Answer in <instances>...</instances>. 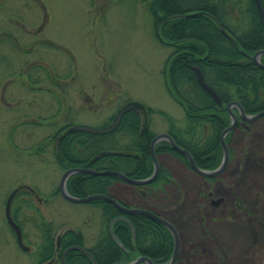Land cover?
Returning <instances> with one entry per match:
<instances>
[{
	"label": "rangeland",
	"instance_id": "1",
	"mask_svg": "<svg viewBox=\"0 0 264 264\" xmlns=\"http://www.w3.org/2000/svg\"><path fill=\"white\" fill-rule=\"evenodd\" d=\"M172 51L155 36L148 0H0V264H32L4 221L5 201L18 188L25 189L13 204L21 207L20 220L39 204L28 195L39 194L61 230L80 229L94 244L101 208L58 192L64 170L49 138L67 122L102 127L129 101L164 110L184 126L185 111L163 73ZM142 114L152 130H169L161 113ZM247 126L230 143L233 161L223 178L232 188L210 185L182 158L161 156L182 185L172 196L178 207L167 215L178 225L188 264H264V116ZM250 130L259 160L248 153ZM208 191L222 201L205 202ZM25 195L34 207L22 208ZM25 223L29 243H37L38 230Z\"/></svg>",
	"mask_w": 264,
	"mask_h": 264
},
{
	"label": "trees",
	"instance_id": "2",
	"mask_svg": "<svg viewBox=\"0 0 264 264\" xmlns=\"http://www.w3.org/2000/svg\"><path fill=\"white\" fill-rule=\"evenodd\" d=\"M262 1L264 4V0ZM148 10L161 38L173 48L163 73L169 93L185 111V125H178L164 110L147 106L144 108L149 114L161 113L169 121V132L179 145L191 152L201 168L216 169L224 156L220 136L231 122L226 105L231 101H238L249 114L264 110V68L253 59L255 52L264 48V24L256 1L148 0ZM213 16L220 21L228 35L221 30ZM262 59L264 61V56ZM194 66L203 70L206 80L222 97V105L201 86ZM53 80L56 82L55 77ZM137 105L144 109L141 104ZM115 117L116 114L112 115L103 126H108ZM72 126L71 122H67L49 138V141L56 142L57 162L64 171L82 166L119 170L136 179L152 175L154 163L151 142L156 133L150 128L142 127L139 110L127 112L118 128L108 134L70 132ZM238 128L245 127L238 125ZM233 133L234 131L227 136L229 144L232 142ZM246 134L247 139L249 138L248 153L251 152V157L259 160L260 154L256 155L259 148L253 142V132ZM43 146H39V152ZM106 151L117 154L96 158L98 153ZM156 152L176 155L188 163L187 158L167 141L159 142ZM246 160L243 159L245 162H242L246 163ZM226 171L217 177H207V182L212 181L211 185L219 181L232 188L234 184L228 185L229 180L223 178ZM171 177L170 171L163 166L155 182L148 185L132 184L114 175L77 173L69 178L67 186L74 196L107 194L128 206L148 208L144 206L148 204L162 211L166 207L161 208V205L151 202V199L162 202L171 198L172 191L161 185ZM121 184L125 187H121ZM155 186L156 191L161 187L163 192L152 195L150 187ZM233 193L235 195L236 191L233 190ZM121 195L131 198L132 202H127ZM91 203L101 208L102 221L106 226L115 217L123 214L108 201L94 200ZM128 217L136 228V239L129 224L122 220L117 221L114 224L116 238L111 236L107 228L100 234L98 243L93 248L99 264L131 260L140 253L158 261L171 258L174 239L166 227L147 216L131 214ZM82 240V233L78 232L70 244L78 243L77 241L83 244ZM213 241H216L215 238ZM119 243L133 252L130 254ZM67 259L69 264H94L89 256L79 250L70 252Z\"/></svg>",
	"mask_w": 264,
	"mask_h": 264
},
{
	"label": "water",
	"instance_id": "3",
	"mask_svg": "<svg viewBox=\"0 0 264 264\" xmlns=\"http://www.w3.org/2000/svg\"><path fill=\"white\" fill-rule=\"evenodd\" d=\"M256 3H257V6L259 8V11H260L263 23H264V7L262 4V1L256 0ZM219 25L221 26L220 23H219ZM221 28L225 34H228L227 31L225 30V28H223L222 26H221ZM262 55H264V49L258 50L254 54L253 58H254V61L259 66L264 68V63L261 61ZM194 70L196 71L198 80H199L201 86L204 88V90L207 91L214 98V100L217 103L223 104V99L220 96V94L205 79V75H204L203 70L199 66H195ZM134 107H135V105H133V104L124 106L120 110V112L117 114L115 121L107 127L96 128V127H92V126H88V125H75L72 128H70L69 131L70 132H86V133L96 134V135L110 133V132L114 131L119 126L124 114L127 111L133 109ZM234 107L239 108L240 116L244 122H252V121H255V120L259 119L260 117L264 116V110L260 111L256 114H248L246 112L245 108L238 101H232V102L227 104L226 108H227V111L232 116V122H231V125L229 127H227L221 134V142H222V146L224 148V159H223L221 165L215 170H205V169L199 167L197 162L195 161L193 155L186 148L177 144V142L174 140V138L169 133H161L154 138L152 145H151L152 157H153V160L155 163V170H154V173L150 177L145 178V179H135V178H132L129 175H127L121 171H118V170H112V169L97 170V169H93L90 167H73V168L67 169L64 172V174L61 178V182H60V191L65 198H67L68 200H70L72 202L85 203V202H90V201L97 200V199L106 200V201H109L110 203H112L114 206H116L121 212H124L127 214L146 215V216H149L150 218L160 222L161 224L165 225L172 232V234L175 238V249H174L172 259L169 262V264H175V261L178 257L179 250H180V236H179V233H178L176 227L170 221L166 220L165 218L159 216L158 214H156L150 210L135 208V207L134 208L128 207V206L124 205L123 203L119 202L117 199H115L109 195L92 194V195L85 196V197L74 196L68 190V187H67L68 179L76 173H88V174H92V175H115V176H118V177L124 179L127 182H130L133 184H139V185L152 183L158 177L160 170H161V165L159 163L158 157H157L156 152H155V145L157 144V142L159 140H168L177 151H179L180 153L187 156L191 166L201 175H203V176H216V175L220 174L227 167V165L230 161V150H229L228 143L226 141V137L232 130H234L236 128L237 123L239 121V116L234 111ZM105 154H113V152L108 151L106 153H98L97 157H101ZM14 194L15 193H13L10 196L8 204H7V216H8V220H9L10 224L13 226V228L17 232L19 243L21 245H23L21 228L13 220V218L11 216V203H12V199H13ZM117 220L128 221L130 223V225L132 226V228L134 230V235H135V228H134L133 224L131 223V221H129L124 216H120V217L114 218L110 223L109 229H110L111 235L113 237L116 236L114 231H113V225ZM69 249H79L86 254H90L89 251L83 249L81 246H78V245H73ZM141 261H148L149 264H155L153 262V260L147 256L140 257L138 260L133 261V262H128V263L127 262H117L115 264H139Z\"/></svg>",
	"mask_w": 264,
	"mask_h": 264
},
{
	"label": "flooded vegetation",
	"instance_id": "4",
	"mask_svg": "<svg viewBox=\"0 0 264 264\" xmlns=\"http://www.w3.org/2000/svg\"><path fill=\"white\" fill-rule=\"evenodd\" d=\"M262 3H263V1H262ZM263 6H264V4H263ZM257 8H258V6H257ZM9 33L11 35L10 31H9ZM9 33H7V34H9ZM157 37H158V39L160 41L163 40L160 37L159 33L157 34ZM7 38H8V36H7ZM145 113H146V111H145ZM141 118H142V127L143 128L144 127L145 128H149V121L147 120V115L141 114ZM239 124L242 125V126H245L242 121H240ZM166 132H168V131H166ZM157 134L158 133H156V135ZM161 141H166V140H159V142H161ZM159 155L160 156L167 155L169 157H172V155L167 153V152L159 153ZM159 159H160L161 165L163 167L167 168L171 172V175H172V177L170 178V180L168 182L163 183L161 185L163 187H165V188H170V187H174V186H181L180 181H178V179L175 178V176L172 173V171L170 170V168H168L167 164L162 160V157H160ZM15 191H16V193H15L13 199H12V205H11L12 206V217H13V220L21 227V229H22V239H23V245H20L19 243H18V245H19L20 249L23 252H25L27 254H31V260H32L31 263L32 264H69L67 258L69 256L70 252H72L74 250V249H69V248L71 246H73V245H79L83 249L89 251L90 254H86V253L82 252L81 250H79L83 254L89 256L92 259L94 264H99L97 262V260H96L95 255H94L95 250H93V248L97 245L100 234L104 233V231H106L107 228L109 229V224H108V226H106V224H104V222L101 221L102 222V228H101V231L99 232V234L97 236V240L94 242V244L92 246H88L87 243H86L85 234H84V232L82 230L74 228V227H70V228L61 230L62 228L60 226L58 227L57 224L54 222V220H52V219L47 217L45 208H46L47 204L49 203V201H48V199L45 196H40L39 194H35V193H34V195L33 194L32 195H28L29 197L30 196L36 197L38 199L39 204L35 208L34 213L26 215L25 220H20L17 212L20 211L21 207H19L16 210H14L13 204H14V202H15L17 197H19V196L22 197V194L25 192V189L18 188ZM152 191H153L152 195L153 194L154 195H158V194H161L163 192V188L161 189V187H160V189H158L156 191V189H154L152 187ZM29 192L32 193L33 190L29 189ZM145 193H147V191ZM212 193H213L212 191H210V192L208 191L207 198H206L207 201H205V202H209L211 204H218L219 202L222 201V200H219V201L211 200L210 197H211ZM10 196H11V194L9 195L7 200L5 201V217H4L5 220L4 221H5L6 225L8 226L9 230L11 231V233L16 236V239H17V242H18V236H17L14 228L11 226V224H10V222L8 220V216H7V204H8ZM28 196L25 195L23 200L21 201L22 202V208L24 206L29 207L30 205H32V202L30 201L31 202L30 203L29 200H27V199H29ZM151 200H152L151 202H154V203H157V204L161 205V208L166 207V209H162V211H160V210L158 211L153 206L145 204L144 206L148 207L146 209H149L152 212L158 214L159 216L169 220L170 222L175 224L177 226V228H178L177 223L170 216L167 215V213L169 211H172L173 209L178 207L177 206V202H173L171 198H169L168 201L164 200L162 202H158V201H155L153 199H151ZM32 207H34V205H32ZM137 207H139V206H137ZM139 208H145V207H139ZM101 213H102V210H101ZM123 215L128 216V214H125V213ZM138 215H141V214H138ZM143 216H145V215H143ZM150 219H152V218H150ZM152 220H154V219H152ZM25 221L32 223L34 225V227L38 230V241H37V243H34V242H32L33 244L29 243V242H31L30 239H31L32 236L29 233L26 232V228H25V224L26 223H25ZM122 221H124V222H126L127 224L130 225V223L128 221H126V220H122ZM129 221H131V220H129ZM154 221L157 222L156 220H154ZM131 223L133 224V222H131ZM130 227H131V225H130ZM177 230L179 232V235H181L179 229H177ZM78 232L82 233V238H83L82 243L83 244H80L79 241H77L78 243L70 244L72 241H74V238H75V236H76V234ZM136 234L137 233H136V228H135V235H134V231H133L134 239H136ZM120 246L124 250H126V251L128 250V252L130 254L133 252L132 249H128V248L124 247L121 244H120ZM157 248H158V246H157ZM181 249H182V242H181V247H180V250H179L178 257H177V259L175 261V264H182V263H187V262L189 263V260L186 262V260L184 259V255H182ZM143 256H147V257L151 258L155 264H169V262L172 259V256H171V258H169L167 260L166 259H161V260L159 259L160 261H158L156 259H153L149 255L140 253L138 256H136L135 258H133L131 260H124V261H121V262H127V263L128 262H133V261H136L140 257H143ZM139 264H149V262L148 261H141ZM198 264H200V263H198Z\"/></svg>",
	"mask_w": 264,
	"mask_h": 264
}]
</instances>
